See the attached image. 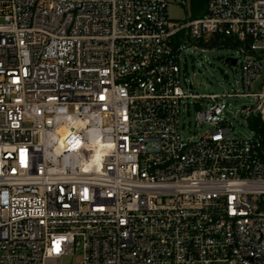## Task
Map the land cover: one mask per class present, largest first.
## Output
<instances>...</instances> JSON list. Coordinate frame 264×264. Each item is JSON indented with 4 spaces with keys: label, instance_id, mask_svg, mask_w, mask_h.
<instances>
[{
    "label": "built area",
    "instance_id": "2783aa9c",
    "mask_svg": "<svg viewBox=\"0 0 264 264\" xmlns=\"http://www.w3.org/2000/svg\"><path fill=\"white\" fill-rule=\"evenodd\" d=\"M168 4L0 0V264H264V0L173 29ZM225 42L243 90L193 93L185 53ZM190 99L209 129L185 140Z\"/></svg>",
    "mask_w": 264,
    "mask_h": 264
},
{
    "label": "rangeland",
    "instance_id": "374dc122",
    "mask_svg": "<svg viewBox=\"0 0 264 264\" xmlns=\"http://www.w3.org/2000/svg\"><path fill=\"white\" fill-rule=\"evenodd\" d=\"M185 3L188 5L190 12V0H169L166 15L171 29L186 21L188 15ZM229 57L245 59L236 48L230 46L217 47L208 51H190L185 53L181 61L182 78L186 79L188 84L192 83L193 93L199 95L222 93L224 91L233 92L237 89L242 91L243 74L240 65L233 66L230 63H226L225 60ZM183 85L186 90L189 89V86ZM252 90H257L256 85L252 87ZM228 102L230 103L228 118L235 128V135L246 139L253 137V130L247 120V114L243 111L244 106H252L254 103L253 99L236 97L229 99ZM196 111L197 109L191 99L186 109L184 106L181 108L180 130L185 140L198 138L209 129L208 125L198 126L196 124Z\"/></svg>",
    "mask_w": 264,
    "mask_h": 264
},
{
    "label": "trees",
    "instance_id": "16d2710c",
    "mask_svg": "<svg viewBox=\"0 0 264 264\" xmlns=\"http://www.w3.org/2000/svg\"><path fill=\"white\" fill-rule=\"evenodd\" d=\"M207 9L206 0H192L191 1V17L192 18H200L202 17ZM227 46H229L228 42H225ZM251 125L255 127L258 132L260 139L262 140V144L264 146V122L260 119L253 117L251 119Z\"/></svg>",
    "mask_w": 264,
    "mask_h": 264
},
{
    "label": "bare ground",
    "instance_id": "6f19581e",
    "mask_svg": "<svg viewBox=\"0 0 264 264\" xmlns=\"http://www.w3.org/2000/svg\"><path fill=\"white\" fill-rule=\"evenodd\" d=\"M65 135H66V133H62L63 139H64ZM100 153H101V143H98V144H96V154H97V157H99Z\"/></svg>",
    "mask_w": 264,
    "mask_h": 264
},
{
    "label": "water",
    "instance_id": "95a60500",
    "mask_svg": "<svg viewBox=\"0 0 264 264\" xmlns=\"http://www.w3.org/2000/svg\"><path fill=\"white\" fill-rule=\"evenodd\" d=\"M226 63H231L233 65H236L237 63V60L236 59H233V58H226Z\"/></svg>",
    "mask_w": 264,
    "mask_h": 264
}]
</instances>
